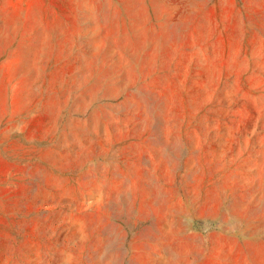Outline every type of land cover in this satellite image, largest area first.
I'll use <instances>...</instances> for the list:
<instances>
[{"label":"rangeland","instance_id":"obj_1","mask_svg":"<svg viewBox=\"0 0 264 264\" xmlns=\"http://www.w3.org/2000/svg\"><path fill=\"white\" fill-rule=\"evenodd\" d=\"M0 264H264V0H0Z\"/></svg>","mask_w":264,"mask_h":264},{"label":"bare ground","instance_id":"obj_2","mask_svg":"<svg viewBox=\"0 0 264 264\" xmlns=\"http://www.w3.org/2000/svg\"><path fill=\"white\" fill-rule=\"evenodd\" d=\"M87 2V1H86ZM88 3V2H87ZM90 6V5H89ZM94 6V5H93ZM92 9V8H91ZM90 8H89V10H91ZM104 11V10H103ZM95 14V13H94ZM93 14V15H94ZM101 16H102V14H101ZM111 68V67H110ZM108 83V82H107ZM33 85V84H32ZM30 88V87H29ZM89 90H90V88H88ZM164 153V152H163ZM159 154V153H158ZM158 156V155H157ZM159 156H161V155H159ZM140 170H141V168H140ZM142 171V170H141ZM140 172V171H139ZM143 172V171H142ZM143 174V173H142ZM147 177V176H146ZM150 180V179H149ZM144 182H146V181H144ZM159 193V192H158ZM150 194V193H149ZM151 195V194H150ZM158 198V197H157ZM145 200H146V198H144ZM153 199V198H152ZM143 201V200H142ZM148 202V201H147ZM147 202H146V204H147ZM142 206V205H141ZM129 209V208H128ZM142 211V210H141ZM113 213V212H112ZM140 213V212H139ZM146 213V212H145ZM144 213V214H145ZM148 215V214H147ZM142 217V216H141ZM148 217V216H147ZM140 218V217H139ZM145 220V219H144ZM149 221V220H148ZM151 225V224H150ZM142 229H143V227H142ZM148 230V229H147ZM150 231V230H149ZM149 231H147V232H149ZM255 232V231H254ZM253 232V233H254ZM150 233V232H149ZM139 236V235H138ZM140 237V236H139ZM112 241V240H111ZM142 243V242H141ZM144 243V242H143ZM152 243V242H151ZM113 245V244H112ZM143 245V244H142ZM149 245V244H148ZM113 247V246H112ZM144 251V250H143ZM146 257V256H145Z\"/></svg>","mask_w":264,"mask_h":264},{"label":"crops","instance_id":"obj_3","mask_svg":"<svg viewBox=\"0 0 264 264\" xmlns=\"http://www.w3.org/2000/svg\"><path fill=\"white\" fill-rule=\"evenodd\" d=\"M46 75V74H45ZM33 76H36V75H34L33 74ZM37 76H41L40 74H38ZM34 81H45L46 79L44 78V79H41V78H38V79H33Z\"/></svg>","mask_w":264,"mask_h":264}]
</instances>
